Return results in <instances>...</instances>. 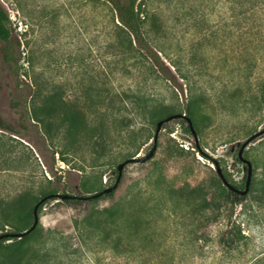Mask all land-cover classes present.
I'll list each match as a JSON object with an SVG mask.
<instances>
[{"label": "rangeland", "instance_id": "rangeland-1", "mask_svg": "<svg viewBox=\"0 0 264 264\" xmlns=\"http://www.w3.org/2000/svg\"><path fill=\"white\" fill-rule=\"evenodd\" d=\"M231 1L144 0L145 36L157 57L138 63L116 48L117 21L108 4L0 0L21 44L10 72L0 41V117L13 129L0 130V196L15 201L16 213L35 206L45 191L89 196L112 186L120 163L144 157L153 146L157 116L151 121L144 103L191 111L204 153L194 150L185 122L164 123L153 156L126 164L113 197L97 203L116 208L101 231L75 232L71 213L51 210L57 200L49 199L37 209L36 231L0 264H24L33 254L43 264H264V134L242 155L252 175L232 219L246 238L221 250L212 240L221 224L205 223V217L226 211L212 160L243 190L247 165L238 151L264 129V0L254 9L248 0L236 6ZM21 81L60 93L54 122L64 116L73 124L67 121L48 135L21 115L11 102L16 97L21 108L30 104ZM82 108L94 110L90 117L96 121L107 117L105 130L94 133L92 122L82 120ZM114 118L122 120L118 130L110 125ZM178 148L194 155L173 154ZM210 185L218 209L205 207L201 187ZM199 229L210 233L196 243ZM14 232L0 223V234ZM14 241H4L0 252Z\"/></svg>", "mask_w": 264, "mask_h": 264}, {"label": "trees", "instance_id": "trees-1", "mask_svg": "<svg viewBox=\"0 0 264 264\" xmlns=\"http://www.w3.org/2000/svg\"><path fill=\"white\" fill-rule=\"evenodd\" d=\"M97 1L103 4H108L115 14V18L117 21L116 48L119 51H124L127 54L132 55L135 59L137 58L138 63L139 62L142 63L144 59L148 61V63L149 60L153 61L157 57V55L153 51H151L145 36L144 24L146 20V13L143 7L144 0H97ZM248 2L251 4L252 9H254L255 6L257 5V0H248ZM230 3H234L235 4L234 6H236L237 3L240 4V1L234 0L231 1ZM0 41L4 44L2 50L3 62L9 68L10 72H12L14 71L13 67L17 65L18 62L15 58V54L17 51H19L21 44L17 40V37L15 36L13 29L11 28L10 17L1 3H0ZM150 64L153 66L152 62H150ZM166 78L168 79V77ZM21 84L23 85L22 95L25 94V90H26L27 93L25 96L26 99L27 98L29 99L28 102H30V104L26 105L24 108H21L19 99L15 97L11 100L12 105L15 108H17V110L20 112L21 115H23L24 117L26 116L29 119L33 120L34 122L40 124L46 134L52 135L53 132L58 134V132L64 127L65 122L67 121L71 123L74 122L73 118H65L64 116L60 118V122L58 123L54 122V120L58 116L57 104L54 101V98L58 97L60 94L56 90H53L52 92L51 91L48 92L44 86L38 85L37 82H32V81L30 82L21 81ZM263 92H264V85L260 87V93L262 94ZM134 98L135 100H137V98L140 99V97L136 95H134ZM143 108H144L143 112L147 114L148 118L151 121L155 119V116H157L156 121L158 122L172 114H175L174 112L169 111L166 106L157 109L155 107H151L144 103ZM82 110H84L83 113L84 117L82 118L83 122L84 123L92 122L91 130L94 133H99L105 130V128L107 127V123H106L107 117L105 119L100 118V120L96 121L97 118L92 119L90 117V115L92 116V113L94 114L95 112L94 110L88 112L85 111L84 108H82ZM185 115L186 118L190 119L197 137L198 128L191 111H187ZM186 118L178 117L170 120L169 122L171 121L185 122L187 124L188 133L192 136L195 142L194 150L204 155L203 149L199 147L198 139L197 141L195 140V137L193 136L190 130ZM110 125H112L114 129L118 130L122 127V120L114 118L110 121ZM0 130L8 131V132L13 131L12 127L6 121L1 119V117H0ZM89 140L90 139H88V141ZM172 153L175 155L177 154L178 155L185 154L187 156H189L190 154L194 155V151H188V150L185 151L182 148H178L175 151L173 150ZM215 175H216V182L225 191L223 202L225 203L224 207L226 208V211L224 213L216 212L212 217L211 216L205 217L206 219L205 223L210 226L211 225L216 226L217 223L221 224V227L216 231L212 239L221 250H224L225 248L227 249L237 248L246 237L244 236V234H242L239 225L235 224V222L232 219V216H233L234 207L240 203V201L244 198V196H241L235 193L234 191L224 187L221 179L218 177L216 172ZM201 188L200 189L205 191L207 194L205 207L210 208V210L211 209L213 210L214 208L218 209L219 205L218 206L212 205L213 196L209 191L211 185L210 187H208V189L207 186ZM115 190L107 194H102L97 198H93L91 197V195L75 196L63 200L57 198H50L53 200H57V202L52 205L51 210L53 211L63 210L68 213L70 212L71 224L75 232L86 228H90V230L94 229L101 231L103 229L102 225L107 220L114 218L116 214V208L110 204L99 207L97 206V203H99L100 201L108 203V201H110V199L113 197ZM55 194H56V190L45 191L42 193V197L40 200L47 198L49 195H55ZM48 200L49 199H45L42 203L39 204L38 211L40 212L42 211L44 204H46ZM254 201L259 203L261 202V200L258 198H254ZM14 202L15 201H13V199L8 200L7 198L5 199L0 196V223L3 226L6 225L11 226L14 228L15 231H17L14 233L0 234V236L5 234L23 233L24 231L28 230L31 227L30 221L32 220L33 209L35 206L31 207L25 213L19 214L16 213V209L13 206ZM13 217L16 218V222H15L16 224L11 223ZM199 220L198 222H200ZM19 223L21 225H19ZM34 231L36 230L34 229L33 231L29 232L26 235L21 236L20 238L14 237V238L0 239V250L4 241L10 239L15 240L14 242L8 243V245L5 246L7 247L6 251L0 252V260L5 255L6 252L10 253L13 251L14 252L17 251L20 244L25 239H27L30 234H33ZM209 233L210 232L207 231V229L206 230L199 229V231L196 232V237L193 239V241L197 243V241L199 240H206L207 235ZM77 237H79L78 234ZM24 264H43V263L41 262L37 254H33L26 259Z\"/></svg>", "mask_w": 264, "mask_h": 264}, {"label": "water", "instance_id": "water-1", "mask_svg": "<svg viewBox=\"0 0 264 264\" xmlns=\"http://www.w3.org/2000/svg\"><path fill=\"white\" fill-rule=\"evenodd\" d=\"M178 117L186 118V115H185V114H181V113H175V114H172V115L166 117V118L163 119V120L158 121V122H157V125H156L155 135H154V138H153V146H152L151 150L149 151V153H148L147 155H145L144 157H139V156H138V157H134V158H129V159L125 160L124 162L120 163V164L117 166L118 175H117V178H116L115 183H114L112 186H110V187H108V188H105V189H103L102 191L97 192V193L91 195V197H93V198H97V197L101 196L102 194H107V193H110V192H112L113 190H115L116 187H117L118 184H119V181H120L121 176H122V170H123V168H124V166H125L126 164H128V163H144V162H146L148 159H150V158L153 156V153H154V151H155V149H156L157 138H158V134H159V132H160V130H161L162 125H163L164 123H166V122H168V121H170V120H172V119H174V118H178ZM186 120H187V122H188V125H189V127H190V130H191L193 136L195 137V140L197 141L196 133H195V130H194L193 126H192V123H191L190 119H189V118H186ZM263 134H264V129L261 130V131H258L257 133H255V134H253V135H251V136H250V137H249V138H248V139H247V140L241 145V147H240V149H239V151H238V158H239V160L242 161L243 163H245V164L247 165V177H246V182H245V188H244L243 190H239V189L235 188L233 185H231V184L227 181V179L224 177V174H223V172H222V170H221V167L219 166L218 162H217L215 159L212 160V162H213V164H214V169H215V171H216L218 177L221 179L223 185H224L226 188H228V189L234 191L235 193H237V194H239V195H245V194H247V192L249 191V186H250V181H251V175H252V166H251V163H250L248 160H246V159L243 158V156H242V155H243V151H244V149L247 147V145H248L249 143H251L253 140H255L256 138L260 137V136L263 135ZM70 197H75V196L68 195V194H55V195H49V196H48L47 198H45V199L57 198V199H61V200H63V199L70 198ZM45 199L40 200V201L35 205V207H34V209H33V218H34V220H33V224H32V226H31L28 230L24 231L23 233H18V234H5V235H1V236H0V239H3V238H14V237L20 238L21 236L26 235V234H28L29 232L33 231V230L36 228V226H37V222H38V216H37V209H38V206H39V204L42 203Z\"/></svg>", "mask_w": 264, "mask_h": 264}]
</instances>
